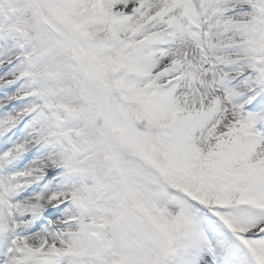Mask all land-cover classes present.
Returning <instances> with one entry per match:
<instances>
[{"label":"rangeland","instance_id":"rangeland-1","mask_svg":"<svg viewBox=\"0 0 264 264\" xmlns=\"http://www.w3.org/2000/svg\"><path fill=\"white\" fill-rule=\"evenodd\" d=\"M99 1L0 0V31L15 21L8 7L4 12L5 6L18 4L32 21L31 31L21 37L14 31L12 36L36 43L38 49L33 52L37 55L56 58L53 49L58 50L65 62L58 61L55 66L58 73L70 78L67 111L61 113L45 95L41 106L51 116L36 123L39 115H32L37 111L27 108L26 101L34 94L17 87L37 91L42 83L48 84L52 68L28 78L26 73L7 71L4 62L14 60V55L3 49L1 41L0 103L4 107L0 125L7 122L20 131L19 140L5 144L17 153L23 140L43 147L27 157L34 158L28 167L27 162L6 169L0 165V211L4 213L9 202H32L53 209L45 215L37 211L33 221L17 232L0 223L4 226L0 253L6 240L17 236L26 244L40 239L41 244H32L30 250L39 260L48 255L51 264H219L229 242L221 232L212 234L209 222L218 220L211 219L210 212L245 234L264 229V0H236L229 15L221 11L230 6V0H117V13L130 11L132 3L141 4V8L122 17L103 11L106 27L113 33L124 32L118 39L120 65L112 71L113 85L109 79L105 85L101 81L102 53L93 50L96 45L75 37L69 40V34L87 37L84 24L80 27L74 19ZM98 6L102 11V5ZM233 20L242 23L231 24L232 38L221 39L227 36V22ZM170 24L174 30L166 31ZM214 31L220 36L213 42L220 51L215 50L216 60L222 64L213 67L209 39ZM134 41L139 43L132 44ZM75 51L86 60L92 55L88 68L83 69L79 61L84 60ZM175 58L180 61L177 70L166 72L165 66ZM230 58L238 61L230 64ZM14 77L21 80L16 86L11 83ZM29 81L33 83L29 85ZM168 82L169 89L160 90ZM129 104L144 108L148 120L157 126L159 147L173 174L181 183H190L191 187L181 190L172 186V203L164 201L169 209L178 211L176 223L163 224L157 216L149 217L158 194L144 191L142 185L150 182L121 162L128 155L145 159V151H149L124 112L122 105ZM4 153L0 143V160ZM86 157L96 164L85 167ZM111 161H118V179L101 173ZM32 169L38 171L37 179H30V189L16 195L8 187L10 179H28ZM68 200L75 204H65ZM61 203L65 206L56 211L54 206ZM199 205L205 209L202 223L192 214ZM152 223L157 233L150 240L147 226L153 229ZM180 229H185L182 235ZM190 229L199 235H190ZM246 239L264 264V238ZM77 246L80 251L72 252ZM34 256L29 254L28 260L34 261ZM237 256L248 263L240 251ZM10 257L12 253L0 255V264L11 262Z\"/></svg>","mask_w":264,"mask_h":264},{"label":"trees","instance_id":"trees-1","mask_svg":"<svg viewBox=\"0 0 264 264\" xmlns=\"http://www.w3.org/2000/svg\"><path fill=\"white\" fill-rule=\"evenodd\" d=\"M71 1L73 0H69V2ZM9 3L12 4L11 2ZM118 3L120 2H118L117 0H101L98 4L102 5V11H99L100 8L98 4H96L95 6L94 4H91L89 8H85L83 10L84 14L81 15L79 19H74L79 23L77 24L78 26H82L84 24V27L87 29V37L69 34L70 41H73L74 37L76 40H80V42L87 41L88 44L96 45V49L93 48L94 51L102 53V56L99 58V60L103 65L104 72H101V81L104 83V85L106 83V79H109L110 85H113L116 82V79H113L114 77L112 71L114 67H116V65L118 67L120 65L118 39L120 35H124V32L122 30L117 31V33H113L112 31H110V29L106 27L107 20L104 19L105 14L103 11H107L108 15L112 14L116 10L115 8L119 5ZM12 6L14 9L20 8L18 4L17 6L15 4H12ZM16 11L17 13L15 16V21L8 28L4 29L3 33L0 36V43L1 41L5 43V47L3 49H9V53L11 55L19 54L22 56L21 60H19L13 66L16 72L28 71L29 75L32 76L39 71H46L48 68H52L51 72L53 73V75L51 77L49 76V83L45 86L44 89H42L41 94L50 93V96L55 99V103L60 106L61 113H65L67 110H65L64 107L66 97L69 96L68 85H70V78L66 73H58L59 69L57 66H55L58 61L62 60L65 62V59L63 57L64 55L56 49H53L57 56L56 58H52L41 53V55H37L36 53L32 54L34 48L38 49L36 43L29 44L25 52H21V45L26 43H24V41L22 40L20 41L18 38H15L14 36H12V34L14 31H16L18 33V36L20 37L23 35L28 36L31 31L30 28L32 21L30 20L29 15L24 12L23 8H20ZM101 12L103 13L101 14ZM76 49L80 52L82 51V47H77ZM83 49L87 53H90V50H92L91 48L89 50L86 47H83ZM68 50H72L74 52V49L72 47H68ZM78 51H75L74 54L77 55L79 59L84 60L83 62L81 60L79 61L82 63L83 69L88 68L89 58H91L92 55H89L88 60H86L81 53H76ZM87 96L89 99H91L90 94L87 93ZM39 99L40 95L37 96V98L32 102L31 105L38 104ZM102 99L104 100L103 97ZM122 107L124 109V112L128 114L129 122L133 125L138 137L141 138L143 143L147 145L149 151H145V159H142L139 156L137 157L128 155L127 157H123L121 159V162L127 164L128 169L141 173V176L143 177V179H145L144 181L150 182L148 184L144 183V185H142L144 187V191L158 194L157 201H152V205H154L153 207L152 205L150 206V209L153 212L149 215V217L154 218L155 216H157V218H159V220H161L163 224L167 223L170 225L176 223L178 218V211L169 209L167 206H165L164 201L167 199L170 203H172L171 196L173 191L170 192L172 186H175L176 188H179V190H181L186 187H191L190 183H188L187 185L181 183L180 179H177L173 174L170 164L168 163L169 159L166 155H164V153H162L161 148L159 147L160 140L158 130H156L157 135L155 133V129H157V126H153L151 121L148 120L144 108L135 104H129L128 106L122 105ZM42 117L49 118L50 114L48 112H45L43 113ZM90 155H92V152ZM91 160L93 162L90 161V157H86L83 160L84 163H87L85 164V167H90L96 164V160H94L93 158ZM141 162L145 163V165H143ZM117 165L118 161H111V163L109 164V168L107 167V169L102 170L101 173L104 175L105 173L106 175L113 174L118 179L119 173L121 172H117ZM149 229L151 231H149ZM155 229V224H153V229L151 226H147L150 237L148 238L150 240H152L154 237L153 235L157 233ZM183 232L184 230L180 229L179 234L182 235ZM78 249L79 248H75V250Z\"/></svg>","mask_w":264,"mask_h":264},{"label":"bare ground","instance_id":"bare-ground-1","mask_svg":"<svg viewBox=\"0 0 264 264\" xmlns=\"http://www.w3.org/2000/svg\"><path fill=\"white\" fill-rule=\"evenodd\" d=\"M230 6L225 7L221 13H223L224 15H229L228 13L233 12L234 9L236 8V0H230ZM131 8H134V6H132ZM130 8V10H131ZM244 19V18H242ZM215 21L217 23H219L220 21L217 19H215ZM240 20H233V23H229L227 22V27L226 28V33L227 36H222L221 39H228V38H232V35H229V33H232L231 29H234V27H232L233 24H238V23H242L239 22ZM232 24V25H231ZM231 25V26H230ZM171 26V24H170ZM231 27V28H230ZM217 31L210 32L211 34V39H209V45L211 50H214V54H212V65L213 67L215 65H217V60H216V56L218 55V53H220L219 50H217V48L215 49L214 47V40L215 42L219 39L220 36L217 35ZM213 47V48H212ZM215 50L218 51V53H215ZM235 61H238V58H230L228 60V62L230 64L234 63ZM219 66L222 64L221 62H218ZM180 64V61L178 60V58H175V60L171 61L169 64H167L165 66L166 72H172V71H176L178 65ZM226 73L228 74V71H226ZM3 107L1 106L0 103V112H2ZM4 122V117L3 119ZM7 124V122H5ZM6 124L4 125H0V143H2V145H4V156L3 158L0 160V165L4 166V169L6 168H12L14 167L15 164L17 163H24L25 161H21L24 158H27L29 156H33L35 155L37 152V150L41 147H43V145L41 144L40 146H36V145H31L33 143V141L31 140H23V146H22V150L20 152H15L14 148H7V144H5V142L7 140H9L10 136H15L17 138V140H19V131L15 130V128H10L9 124H7L8 126H6ZM6 126V127H5ZM35 137V136H34ZM27 153V154H26ZM34 158L32 157V159H28L26 167H28L31 163V161ZM38 171L35 169L31 170V175L28 176V179H23V177H17V178H13L10 179V182H14V183H8V187L15 192L16 195H18L21 191L24 190L28 191L30 189V186H28L30 179H34V181L37 179L36 177L38 176ZM25 176V175H24ZM19 180V181H18ZM34 186V184H33ZM31 186V187H33ZM48 199V198H47ZM65 204H59L54 206V208H56V211H58L59 208L64 207ZM52 209L53 207H48L43 206V205H36L32 202H23L21 204H10V202L7 204L6 209H4V213L2 211H0V223L4 224L3 222H5L6 224H8L9 227H11L12 230H18L19 227L21 226H25L26 224H30L31 221H33L32 217L35 215V213L37 211H39V213L41 215H45L46 213L48 214H52ZM54 212V211H53ZM6 213V214H5ZM34 223V222H33ZM71 224V223H70ZM4 226H0V230H2ZM67 226H64V228ZM19 234L21 236L24 235V232L22 231V229L19 230ZM54 241L56 242V236L54 235ZM7 246H5L3 248V252L4 253H0V255L7 257V254L12 253V258L10 257L8 261V263L6 262L5 264H41L45 259L46 261H49L46 257L48 255H43L44 260L42 259H38L37 257L34 256V253L31 252L30 249H32L31 245H40L41 244V240L40 239H34L32 241H30L28 244H26V242H22L21 239L17 238V236H13L12 240L11 239H7L6 240ZM34 251V250H32ZM31 252V253H30ZM24 254V255H23ZM29 254L34 256V261L32 260H28L29 258ZM58 260H60L58 258ZM57 260V261H58ZM70 260V259H69ZM41 263H40V262ZM50 262V261H49ZM47 264H51L46 262ZM55 264V262H52V264ZM2 264V263H1ZM235 264H245L244 261H242L241 259H239V261H237Z\"/></svg>","mask_w":264,"mask_h":264}]
</instances>
